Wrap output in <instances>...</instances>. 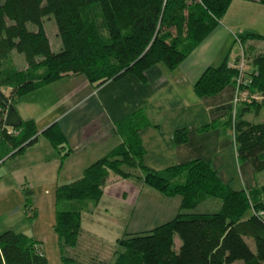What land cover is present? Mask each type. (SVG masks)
Listing matches in <instances>:
<instances>
[{
	"label": "trees",
	"instance_id": "16d2710c",
	"mask_svg": "<svg viewBox=\"0 0 264 264\" xmlns=\"http://www.w3.org/2000/svg\"><path fill=\"white\" fill-rule=\"evenodd\" d=\"M231 1L0 0V164L19 155L37 137L32 120H20L17 127L5 125L8 104L14 108L21 96L67 74H80L95 87L128 74L141 79L155 64L174 69L216 27ZM257 2L264 5V0ZM47 20L55 27L52 42L45 31ZM262 39L253 32L238 34L235 41L242 51L236 61L228 62L225 56L218 65L207 66L192 85L197 97L212 96L228 83L234 84L242 61V73L249 81L243 88L256 98L239 101L233 116L228 108L225 125L232 135L236 161L246 163L253 173L264 170V120L252 122L244 116L264 107V50L250 53L251 46L244 43ZM12 52L23 57L25 68L3 66ZM146 126L157 124L143 111L117 121L121 142L86 166L78 179L56 187L52 228L60 263L81 264L65 250L77 243L82 211L99 200L113 174L141 179L164 196H179L180 201L171 219L117 238L120 250L114 251L112 264H264V183L249 191L234 190L200 159L162 171L148 168L142 162L138 135ZM39 134L56 149L64 140L55 123ZM186 137V129L178 128L172 141L180 144ZM209 197L220 200L217 211L184 212ZM26 210L30 212L29 207ZM175 236L177 249L173 248ZM39 250L26 234L0 232V264H47ZM90 264L108 263L93 259Z\"/></svg>",
	"mask_w": 264,
	"mask_h": 264
},
{
	"label": "crops",
	"instance_id": "0c3cea01",
	"mask_svg": "<svg viewBox=\"0 0 264 264\" xmlns=\"http://www.w3.org/2000/svg\"><path fill=\"white\" fill-rule=\"evenodd\" d=\"M263 15L264 5L257 0H232L216 27L174 69L155 64L143 72L141 79L128 74L95 87L80 74H67L21 96L14 110L21 121H33L37 137L19 155L2 164L0 232L12 230L32 237L47 264L48 256L58 258L61 264L52 228L55 189L78 179L86 166L119 144L121 137L115 123L136 111L145 112L157 124L138 132L146 167L162 171L200 159L207 161L219 179L234 190L249 191L264 183L260 172L253 173L246 163L236 161L232 135L225 125L234 84L230 82L218 93L201 98L192 89L207 66L218 65L225 56L228 62L236 61L242 51L236 36L257 33L256 20ZM52 123L64 138L57 149L39 134ZM209 123L213 126L200 129ZM182 127L186 129V141L174 144L173 131ZM149 188L141 179L109 176L99 200L81 213L78 239L83 233L98 235L94 232L104 220L102 213L112 214L120 230L138 228L139 223V228L154 227L149 224L171 219L178 211L179 196L167 197ZM211 206V210H217L220 203L209 197L184 212H213L208 209ZM47 244L52 246V253Z\"/></svg>",
	"mask_w": 264,
	"mask_h": 264
},
{
	"label": "rangeland",
	"instance_id": "374dc122",
	"mask_svg": "<svg viewBox=\"0 0 264 264\" xmlns=\"http://www.w3.org/2000/svg\"><path fill=\"white\" fill-rule=\"evenodd\" d=\"M230 10H231L232 17L235 19L236 12L234 11V8L232 7ZM255 14L261 15V12L256 11ZM44 26H45V31L47 33V37L49 38V41L52 42L53 40H55V35L53 33V31L55 30V27H54L53 21L52 20L45 21ZM256 29H257L256 30L257 33L263 36V39L259 42H255V41L250 42L251 47L248 48L250 53H254L256 50L258 51L264 50V15L262 16V19L256 20ZM248 43L249 42H245L244 46H246ZM51 47L53 50L57 49L56 44H53V46ZM3 63H4L3 66H6V67L12 66V67H17L19 69H23L27 65V63L24 62L23 57L21 55L15 54L13 52L9 54V56L7 57V60L4 61ZM38 71H41V69L39 68ZM244 117L252 122L263 121L264 120V107L259 112L256 113L255 111H251ZM1 168H3L2 164H0V171H1ZM110 176H115V175L110 174ZM259 176H260V179L264 182V170L259 173ZM108 180H109V177H108ZM131 180H134V179H131ZM145 187L146 189L149 188L146 186V184H145ZM149 190H152V189L149 188ZM141 198H143V196ZM211 198L212 200H215L216 202H218V204L220 203L219 199L213 198V197ZM145 201H148V199L145 198ZM150 201L151 200L149 199V202ZM208 209L210 211L215 212L219 209V206L215 208L217 210H211L212 206ZM102 216L104 219L103 221H101L102 224L97 225L95 227L96 231L94 233H98V235L93 236L87 233H83V235H81L82 237H79V239L77 240V243L75 246L67 248L65 250L66 254L76 258L81 264H90L93 259L103 260L108 264H112L115 258L114 251L120 250V248L114 242L115 237L120 238L126 232H129V233L130 232L131 233L144 232L152 227L151 226L149 228H139L141 226L139 223L137 224L138 228L130 227L127 230L125 229L120 230L117 227L118 221L114 218V216H112V214L106 213L103 215L102 213L101 217ZM154 223L155 222H152L149 225H153V226L157 225ZM246 241L250 244V246H252L250 239H246ZM178 245H179V240L175 236L173 248L177 249ZM46 247L50 249V253H52V246L50 244H47ZM48 264H58V258L57 260L56 259L54 260L52 256H48Z\"/></svg>",
	"mask_w": 264,
	"mask_h": 264
},
{
	"label": "built area",
	"instance_id": "2783aa9c",
	"mask_svg": "<svg viewBox=\"0 0 264 264\" xmlns=\"http://www.w3.org/2000/svg\"><path fill=\"white\" fill-rule=\"evenodd\" d=\"M242 66H243L242 61L238 62L237 64L238 73H237V77L234 82L235 92H234V96H233L232 104H231L232 116L234 114V107L239 101L247 100L248 98H256V95L254 94L248 96L247 92L245 91V88H243L244 84L248 83L249 81L248 79L244 77V73H242L243 72ZM40 254H41V250H39V255Z\"/></svg>",
	"mask_w": 264,
	"mask_h": 264
},
{
	"label": "water",
	"instance_id": "95a60500",
	"mask_svg": "<svg viewBox=\"0 0 264 264\" xmlns=\"http://www.w3.org/2000/svg\"><path fill=\"white\" fill-rule=\"evenodd\" d=\"M4 123L7 126L17 127L20 124V119L18 118L12 105L8 104L4 115Z\"/></svg>",
	"mask_w": 264,
	"mask_h": 264
}]
</instances>
